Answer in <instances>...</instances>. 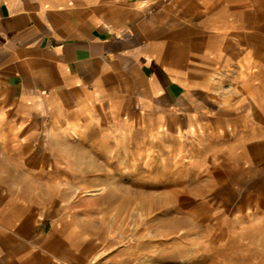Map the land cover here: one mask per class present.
I'll list each match as a JSON object with an SVG mask.
<instances>
[{
	"label": "crops",
	"instance_id": "obj_1",
	"mask_svg": "<svg viewBox=\"0 0 264 264\" xmlns=\"http://www.w3.org/2000/svg\"><path fill=\"white\" fill-rule=\"evenodd\" d=\"M102 112L195 137L264 209V0H0V264H152L76 193Z\"/></svg>",
	"mask_w": 264,
	"mask_h": 264
},
{
	"label": "rangeland",
	"instance_id": "obj_2",
	"mask_svg": "<svg viewBox=\"0 0 264 264\" xmlns=\"http://www.w3.org/2000/svg\"><path fill=\"white\" fill-rule=\"evenodd\" d=\"M93 123L71 138L100 172L76 193L115 220L118 245L147 251L152 264H259L264 222L254 216L264 209L238 205L205 144L198 151L195 137L135 114L102 112Z\"/></svg>",
	"mask_w": 264,
	"mask_h": 264
}]
</instances>
